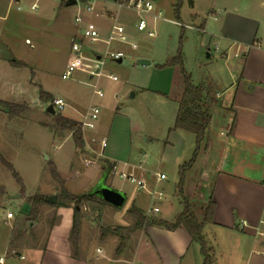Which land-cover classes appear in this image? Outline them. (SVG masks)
Wrapping results in <instances>:
<instances>
[{
    "label": "rangeland",
    "instance_id": "1",
    "mask_svg": "<svg viewBox=\"0 0 264 264\" xmlns=\"http://www.w3.org/2000/svg\"><path fill=\"white\" fill-rule=\"evenodd\" d=\"M65 1L0 0V100L22 107L18 115L9 117L6 108L0 106V239L21 238L24 246L43 249L50 226L58 220V206L45 200L55 195L57 201L60 194L61 185L49 173L48 162L53 161L63 187L70 193H88L106 173L104 183L125 195L120 207L97 196L81 201L78 253L81 247L83 250L103 247L105 236L113 232L116 242L111 243V256L122 252L128 255L148 227L133 228L135 217L131 208L141 209L147 217L172 216L179 201L173 193L179 166L191 159L195 148L193 134L180 131L184 135L181 139L170 133L179 100L177 82L181 85L182 81L178 66L175 65L174 81L169 70H164L167 66H158L179 50L182 67L191 82L205 84L218 80L219 91L223 89L221 82L227 81L229 66L220 57L223 46L215 34L217 23L208 18L207 27L198 29L202 15L199 19L190 17L189 0H152L153 12H161V19L148 18L153 36L136 31L135 13L118 8L116 3L76 0L68 6ZM178 3L182 11L179 20L174 15ZM105 4L114 12L112 16ZM89 5L90 11L86 9ZM76 15L81 22L75 21ZM86 21L96 25L101 39L107 37L113 23L122 24L127 40L137 48L116 41L109 45L100 40L85 42L84 54L92 57V52L98 53L101 63L82 59L64 79L61 75L74 56L71 41L81 37ZM116 50L124 52L120 62L106 52ZM139 58L150 63L139 64ZM17 62L24 65L17 66ZM40 89L52 98H61L63 109L47 112L46 106L52 98L48 102L40 100ZM92 106L98 109L94 126L83 128L81 121ZM60 115L79 123L83 141L85 132L88 145L84 144L82 151L76 148L69 130L56 127ZM91 137L96 142L90 141ZM102 139L104 146H100ZM201 153L198 151L194 161L193 175L197 174V167L204 165ZM102 154L118 165L115 171L111 162L102 159ZM2 159L19 175L21 184ZM123 161L140 164L148 177L155 172L164 174L166 179L155 185L163 191V198L157 201L120 177ZM153 188L152 185L149 189ZM192 190L188 187L189 193ZM17 194L20 196L15 197ZM34 195L42 196L43 200L34 205L36 212L30 213L28 198ZM153 204L160 209L156 214L147 212ZM67 205L73 207V203ZM8 212L11 217H6ZM196 214L199 216L197 208ZM203 235L214 245L208 227ZM193 245L188 256L201 258L199 245ZM8 253L17 254L14 249H8ZM215 261V264H229L219 256Z\"/></svg>",
    "mask_w": 264,
    "mask_h": 264
},
{
    "label": "crops",
    "instance_id": "2",
    "mask_svg": "<svg viewBox=\"0 0 264 264\" xmlns=\"http://www.w3.org/2000/svg\"><path fill=\"white\" fill-rule=\"evenodd\" d=\"M201 1L189 0L190 17L199 19L202 15L197 26L201 30L207 27L208 18L217 23L215 34L223 46L220 57L228 64L229 69H226L227 81L221 82L223 89L220 91L218 80L195 84L211 89L215 93L216 102L206 107L211 116V123L201 144L202 149H199L202 151L204 165L197 167V174L193 175L196 164L194 162L186 172L184 195L193 204L195 211L197 208L199 218L200 208L206 205L209 199L214 203L211 220L205 222L202 228V234L208 227L213 235L214 245L203 235L207 245L213 249V264L216 263V256L225 258L229 264H264V237L258 235L254 228L263 216L264 207V0H204V4H201ZM103 2L114 3L110 0ZM106 4L104 7L111 11ZM181 12L180 9V17ZM113 14L111 11L109 16ZM175 67L167 66L164 69L171 73V81L177 78ZM177 72L178 76H181L179 68ZM177 86L180 99L182 81L181 85L177 82ZM180 131L188 132L177 128L171 129L170 133L182 139L184 135ZM86 138L84 132V144L87 147ZM90 141L96 142L93 137ZM73 157L74 151L71 160ZM102 159L109 161L103 154ZM111 163L115 164L117 169L118 165ZM121 166L119 167L124 172L146 178L150 187H156L155 185L161 182H156L153 175L149 174L148 177L147 170L140 164L131 165L123 161ZM176 185L177 182L174 184L173 193L179 198L178 206L172 205L174 212L168 219L158 217L159 219L171 221L181 211L182 204L176 192ZM188 187L193 188L191 193L188 192ZM56 214L58 220L50 226L43 249L38 246L26 247L21 238L13 240L8 236L5 239L2 237L0 256H4V264L202 262L199 248L201 258L194 256L191 259V256H188L190 248L196 242L183 227L167 230L156 225L146 228L143 237L135 242L128 255L122 252L115 257L111 256V243L116 242V235L112 232L105 236L103 247H96L94 250H83L81 247V253L74 257L68 238L72 224V208L59 206L56 208ZM242 220L247 222V226H239ZM8 249H14L17 254L8 253ZM17 255L23 258L20 259Z\"/></svg>",
    "mask_w": 264,
    "mask_h": 264
},
{
    "label": "trees",
    "instance_id": "3",
    "mask_svg": "<svg viewBox=\"0 0 264 264\" xmlns=\"http://www.w3.org/2000/svg\"><path fill=\"white\" fill-rule=\"evenodd\" d=\"M180 5L179 3L174 7V15L177 20L180 19L179 16ZM17 66H23V62H17ZM177 65L182 77L183 90L178 102L177 111L174 117V122L172 129H182L194 134L195 137V148L192 153V157L188 162H185L179 166L178 170V181L176 185L177 195L181 199L182 209L178 212L171 221L162 220L155 217H147L140 209L136 207L131 208V212L135 217V222L133 224L134 229H141L146 226H159L167 230H172L178 227H183L191 239L198 243L199 252L202 255L201 264H213V249L207 245L206 240L202 234L203 224L211 220L214 203L209 199L206 205L202 206L199 210L201 218L198 217L193 205L189 202L188 198L184 195V179L186 172L191 168L193 162L196 159L197 153L201 147V144L206 135V130L211 123V116L207 112L206 107L212 105L216 102L215 93L211 89H207L201 85H195L190 80V75L182 67V59L180 51L178 50L175 55L169 57L166 62L158 67L162 68L165 66ZM16 66V65H15ZM51 96L39 90V99L48 102L51 100ZM0 106L6 108V113L9 117L16 116L19 110L22 108L20 105L15 103L6 102L0 100ZM56 127L58 129H67L71 132L72 140L79 150H83L84 141L82 137V131L79 127V123L73 119L58 116L56 118ZM207 148V143L205 142L204 149ZM2 162L8 167L12 175L15 177L16 181L21 184V179L19 175L12 169V166L2 159ZM49 173L51 177L56 180L60 186V194L55 202L56 206H68L67 203H73L72 207V224L69 231V241L72 248V255L78 257L79 249V232H80V217L79 210L81 206V201L84 199H89L88 193L74 194L70 193L67 189L63 187V180L61 179L59 173L57 172L55 165L52 162H48ZM43 200L42 196L34 195L28 198L30 203V213H35L36 210L34 205ZM119 247L117 248V250ZM119 251V250H118Z\"/></svg>",
    "mask_w": 264,
    "mask_h": 264
},
{
    "label": "built area",
    "instance_id": "4",
    "mask_svg": "<svg viewBox=\"0 0 264 264\" xmlns=\"http://www.w3.org/2000/svg\"><path fill=\"white\" fill-rule=\"evenodd\" d=\"M116 3L118 8H125L131 10L136 15L135 29L138 32H145L148 36H153V30L148 28V18L152 20L161 19V12H153V4L152 0H111ZM19 7H17L18 9ZM92 6H87V10L90 11ZM75 21L81 22V18L79 15L75 16ZM102 41L106 45H109L112 41H116L119 43L129 44L132 49H136L137 45L131 41L127 40V34L125 31V27L120 23H113L111 28L109 29L108 35L105 39L100 38V33L96 25L91 21H86L83 24L81 29V37L79 39H72L70 48L74 53V56L67 63L65 71L62 73V78H68L71 75V72L74 70L76 65L80 63L82 59H91L96 63H101L100 55L92 52V57H87L84 54V44L85 42H96ZM107 55H109L114 60H122L124 57V52L121 50L116 51H106ZM97 70V69H96ZM98 96H101L102 93L100 91H95ZM54 111L61 110L64 107V101L59 97H54L50 101ZM98 109L95 106L91 107V110L84 116L81 121V126L83 128H93L94 119L97 117ZM103 139L101 140V146H104ZM116 166L112 164V171H115ZM119 176L122 178L128 179L131 183L135 184L138 190H145L151 197L155 200H160L163 198L164 193L161 189L153 188L149 189L150 186L148 181L144 177H137L131 172L121 171ZM153 177L156 182L162 181L166 179V176L162 173H153ZM264 187V185H263ZM160 211L159 206L157 204H153L150 208H148L147 212L150 214H156ZM12 214L8 212L6 217H11ZM240 227L247 226V222L242 220L239 222ZM257 234L264 237V207H263V216L258 220V224L254 227ZM18 258L22 259L23 256L17 255ZM0 264H4V256H0ZM133 264V263H131Z\"/></svg>",
    "mask_w": 264,
    "mask_h": 264
},
{
    "label": "water",
    "instance_id": "5",
    "mask_svg": "<svg viewBox=\"0 0 264 264\" xmlns=\"http://www.w3.org/2000/svg\"><path fill=\"white\" fill-rule=\"evenodd\" d=\"M76 3V0H66L65 4L70 6ZM208 56V54H207ZM121 60H118L120 62ZM137 63L139 64H149V60L144 59V58H139L137 59ZM132 97V94H131ZM46 111L49 113H54V109L52 105L49 103L46 106ZM106 178V173H103L102 177L100 180L92 187V189L88 192L90 196H97L103 201L111 204L112 206L115 207H120L125 199V195L123 192L114 189L104 183V179ZM15 197H19L20 194L14 195ZM48 203L53 204L56 201V196L55 195H49L45 199Z\"/></svg>",
    "mask_w": 264,
    "mask_h": 264
}]
</instances>
